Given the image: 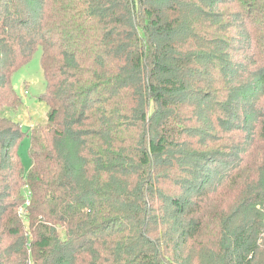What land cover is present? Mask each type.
<instances>
[{"label":"trees","instance_id":"obj_1","mask_svg":"<svg viewBox=\"0 0 264 264\" xmlns=\"http://www.w3.org/2000/svg\"><path fill=\"white\" fill-rule=\"evenodd\" d=\"M28 260L264 264V0H0V264Z\"/></svg>","mask_w":264,"mask_h":264},{"label":"rangeland","instance_id":"obj_2","mask_svg":"<svg viewBox=\"0 0 264 264\" xmlns=\"http://www.w3.org/2000/svg\"><path fill=\"white\" fill-rule=\"evenodd\" d=\"M40 56L41 50L38 49L27 63L13 72L11 77L12 86L22 99V106L16 114V119L25 130L44 125L46 122L47 108L39 99L46 89ZM28 148L29 138L25 137L18 148L25 171H28L31 166ZM26 192L27 190L24 191L25 195H27Z\"/></svg>","mask_w":264,"mask_h":264},{"label":"built area","instance_id":"obj_3","mask_svg":"<svg viewBox=\"0 0 264 264\" xmlns=\"http://www.w3.org/2000/svg\"><path fill=\"white\" fill-rule=\"evenodd\" d=\"M27 204H29V199L26 200V205H27ZM24 212H25L24 209H23V208H20L19 213H20V214H23ZM27 264H31V260H28V261H27Z\"/></svg>","mask_w":264,"mask_h":264}]
</instances>
